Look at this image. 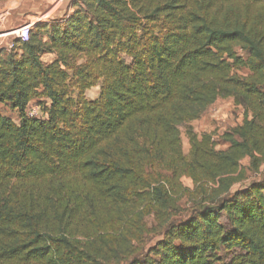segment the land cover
<instances>
[{"label": "trees", "instance_id": "trees-1", "mask_svg": "<svg viewBox=\"0 0 264 264\" xmlns=\"http://www.w3.org/2000/svg\"><path fill=\"white\" fill-rule=\"evenodd\" d=\"M71 9L0 49L19 116L0 113V264H264V179L232 191L264 166V0ZM220 98L244 109L225 150L192 125ZM183 177L196 199L175 220ZM148 215L156 243L135 257Z\"/></svg>", "mask_w": 264, "mask_h": 264}, {"label": "rangeland", "instance_id": "rangeland-1", "mask_svg": "<svg viewBox=\"0 0 264 264\" xmlns=\"http://www.w3.org/2000/svg\"><path fill=\"white\" fill-rule=\"evenodd\" d=\"M74 0H3L0 3V49H11L15 40L20 34L29 32L40 23L62 21L68 14L72 13L71 6ZM239 53H242L239 51ZM51 56L44 57V62L49 63ZM239 76H248L247 70L235 71ZM100 93V87H95L86 93L89 100H95ZM38 100L32 102L30 109L34 108L43 113L38 105ZM0 113L10 117L15 122L19 121L17 113L12 112L8 107L0 105ZM244 121V109L237 106L233 99H218L208 112L198 121L192 123L198 135L205 133L213 134V140L217 143L218 150H225L227 145L222 140V135L237 126H241ZM183 152L189 158L190 144L184 132L182 134ZM245 169H248L249 160L243 162ZM264 179V166L258 172L246 171V180L238 183L232 191L238 190L242 184L250 181H260ZM181 188V190H179ZM176 198H179L178 205L181 211L174 216L175 220H181L188 216L189 210L194 204L195 187L193 181L188 177L180 180ZM183 190H186L184 193ZM149 233L141 240L134 242L136 256L145 254L151 246L156 243V235L153 230L156 226L153 215H148L145 219ZM222 223L227 224L226 217H222Z\"/></svg>", "mask_w": 264, "mask_h": 264}, {"label": "built area", "instance_id": "built-area-1", "mask_svg": "<svg viewBox=\"0 0 264 264\" xmlns=\"http://www.w3.org/2000/svg\"><path fill=\"white\" fill-rule=\"evenodd\" d=\"M29 36V32H24V34H20L19 38L26 41L28 39ZM40 111L34 108H31L29 110V116L30 117H38L39 116Z\"/></svg>", "mask_w": 264, "mask_h": 264}]
</instances>
